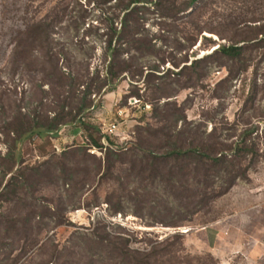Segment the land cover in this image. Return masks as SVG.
Instances as JSON below:
<instances>
[{
	"label": "rangeland",
	"instance_id": "rangeland-1",
	"mask_svg": "<svg viewBox=\"0 0 264 264\" xmlns=\"http://www.w3.org/2000/svg\"><path fill=\"white\" fill-rule=\"evenodd\" d=\"M153 1L141 33L130 30L109 58L108 17L119 1L0 0V161L19 107L51 114L59 95L77 104L110 61L116 88L91 96L98 106L87 115L120 154L106 166L104 152L81 148L79 126L26 141L25 182L0 201V264H264V233H256L264 213L251 209L264 186V42L241 61L195 63L230 39L255 37L264 0H200L195 10L190 0ZM55 61L86 84L54 83ZM242 139L257 151L222 165L154 160L136 148L162 153L177 141L229 151ZM12 218L22 221L7 224ZM219 222L224 229L211 233Z\"/></svg>",
	"mask_w": 264,
	"mask_h": 264
},
{
	"label": "trees",
	"instance_id": "trees-1",
	"mask_svg": "<svg viewBox=\"0 0 264 264\" xmlns=\"http://www.w3.org/2000/svg\"><path fill=\"white\" fill-rule=\"evenodd\" d=\"M106 2H111L113 0H105ZM119 1L117 4L119 12L114 14L112 17H108L109 20V30L112 35L109 40L105 42V53L109 58H114L117 52L121 51L124 47V44L129 43L127 41V36L129 35L130 30H134L135 34H140V27L145 25L146 20L144 19L142 9L145 7L153 6V0H116ZM200 0H190L189 8H197ZM195 7V8H194ZM118 25L115 23L118 22ZM245 21H260V20H245ZM120 25V26H119ZM264 25L256 24L255 28L257 29V34L253 38L243 37L240 40L234 41L230 39V43H222L217 47L211 54L204 56L203 58L196 59V64L199 62H206L215 56H221L229 60H239L243 59L245 52L249 48L259 46L264 42ZM109 34V33H108ZM260 35H262L260 37ZM134 36V35H133ZM117 38L119 41L118 46H114V39ZM138 39H133V41ZM22 51H18V54ZM53 58L52 56L50 57ZM248 63V62H245ZM53 73L49 75V79H55L54 83L59 84L60 86L69 85V86H78L85 85V80L83 78H77L71 74V72H64L62 67L59 65L58 61L53 62ZM115 62L110 61L103 67L104 76L98 78L96 85L88 84L87 88L81 93V98L77 104L75 103V96H66L60 98L58 96L56 100V108L50 110L51 114L48 112H41L39 110H31L27 108L26 112L22 111V108L19 107L18 114L15 115L11 120L6 122V128L4 130L5 139L4 145L6 147V153L2 156L0 161V201H6L7 192L10 187L17 184L24 183L23 179L25 178V171L22 170L24 159L22 156V146L26 141L31 140L35 136H38L41 139L46 137H57L61 131V128L64 126H79L84 131H86V143L81 146V148L87 149H99L104 152L105 165L109 163V160L113 156H120L119 151L114 148L116 145L111 139V136L103 134L102 129L92 124L90 117L87 115V112L92 108H96L98 105L95 104V100L91 99V96L97 95L100 93L101 89H105V92H111L115 90L117 81L119 80L118 72L115 70ZM245 67H248V64H243ZM100 71V70H99ZM124 71V70H121ZM231 74V72H230ZM229 74V75H230ZM54 76L53 78H51ZM51 81V80H50ZM53 83V81H52ZM68 109V110H67ZM53 115V116H50ZM186 116L179 118L178 121L185 120ZM257 133L258 130L250 129L247 134ZM97 133V134H96ZM106 138L108 144L102 142V139ZM1 139V138H0ZM248 139L234 142L230 150L216 149L212 150L203 145H192V143L184 147L180 145L177 141H173L170 144V149L166 152L158 153L156 150H153L149 147H144L142 142H136V148L142 152L148 154L151 159L154 160H167L168 158H178L182 157H193L198 160V162H206L207 160L213 163L214 165H222L227 161H233L238 159L239 163L245 159L246 155L255 153L256 143L255 142H246ZM120 149V148H119ZM1 155V152H0ZM231 159V160H228ZM241 161V162H240ZM10 175L9 180L5 183L6 178ZM238 177V176H236ZM235 179V178H234ZM27 180V179H26ZM235 180L229 181L227 188L228 190ZM5 183V185H4ZM4 185V186H3ZM3 186V187H2ZM39 217V216H38ZM29 219L25 218V222H29ZM19 219H9L7 224H12L15 226L16 222H20ZM26 234V232H24ZM7 238H10L9 234ZM38 243V241H37ZM36 243V244H37Z\"/></svg>",
	"mask_w": 264,
	"mask_h": 264
},
{
	"label": "crops",
	"instance_id": "crops-1",
	"mask_svg": "<svg viewBox=\"0 0 264 264\" xmlns=\"http://www.w3.org/2000/svg\"><path fill=\"white\" fill-rule=\"evenodd\" d=\"M251 209H256L257 211V214L258 216L262 215V213H264V186H261V187H258L256 189V191L254 192V196H253V205L251 206ZM219 225L220 226H215L214 227V230H208L207 231H211V233H215V229L218 231H222V229H224V222H219ZM256 233L257 234H263L264 233V224L263 225H259L257 227V230H256ZM231 245L228 246L230 248L232 247H235V248H238L239 247V244H235L234 242L233 243H230Z\"/></svg>",
	"mask_w": 264,
	"mask_h": 264
}]
</instances>
